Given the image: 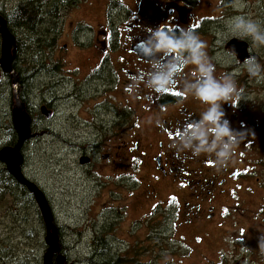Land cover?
Wrapping results in <instances>:
<instances>
[{
	"label": "flooded vegetation",
	"instance_id": "flooded-vegetation-1",
	"mask_svg": "<svg viewBox=\"0 0 264 264\" xmlns=\"http://www.w3.org/2000/svg\"><path fill=\"white\" fill-rule=\"evenodd\" d=\"M26 1L21 0V3ZM17 7L8 12L0 4V15L15 34L17 45L19 41V44L33 45V49L37 47L52 52L46 62H42L39 56L28 60L32 62L31 69L24 59L30 74L20 72L16 65L18 57L14 60V68L19 74V95L32 116V126L43 112V106L50 111V117L55 111L50 107V101L44 100L45 104L36 113L25 92L29 91L28 81H33L36 75L47 69L50 74L60 72L63 70L61 67L70 65L75 57L78 65L73 69L77 73L85 72L83 82L86 86H89L88 77H98L104 82L107 92L117 90L121 96V107L117 109V124L121 121L123 129L119 137L121 141L103 154L105 161L112 159L114 163L103 167L114 172L130 165L131 160H137L150 171L141 178V198L136 201L138 205L148 202L151 209H160V223L170 221L175 226L174 231L180 227L188 232L211 223L225 225L230 214L228 211L234 207L236 212L242 199L241 180L249 172L239 165L247 163L246 147L249 145L255 148L250 176L255 179L257 188L264 187L257 170L262 159L260 146L264 145V80L250 76L245 65L247 59L255 57L264 68V46L233 31L227 24L229 18L243 15L264 25V0H222V7L213 14H206V4L201 7L198 0H44V35H37L36 39L29 37L28 40L19 38V28L13 24L12 17ZM161 24L177 31L190 29L200 38H206V54L215 66L214 75L217 78L231 76L237 89L242 90L237 107L233 108L231 102L222 105L231 128L246 132L225 166H218L214 155H195L179 141L184 126L198 121L201 112L207 108L185 91L186 86L199 77L195 65L183 67L171 87L154 90L144 83L151 65L142 54L140 41L149 35V29ZM1 40L0 34V51ZM51 61L54 66H49ZM2 74L0 65V77ZM8 77L12 80V76L8 74ZM43 84L41 87L46 91L52 89L46 87L50 82ZM67 84L64 83L65 86ZM76 86L85 92L82 86ZM139 110L143 113L141 116L137 114ZM141 117H145V124L149 123L147 129H142ZM232 119L234 123H231ZM94 146L98 152L101 151L98 144ZM82 157L89 160L82 163ZM80 162L82 165L94 164L86 151L80 155ZM15 181L16 186L21 184L32 193L27 186ZM222 198L226 201L219 202ZM215 202L222 207L217 208ZM196 232L201 233L202 230L199 228ZM59 234L62 237L60 227ZM201 238L200 234L194 236L197 242ZM225 253L214 264H232ZM138 264L145 262L138 261Z\"/></svg>",
	"mask_w": 264,
	"mask_h": 264
},
{
	"label": "rangeland",
	"instance_id": "rangeland-1",
	"mask_svg": "<svg viewBox=\"0 0 264 264\" xmlns=\"http://www.w3.org/2000/svg\"><path fill=\"white\" fill-rule=\"evenodd\" d=\"M198 1L201 7L206 4V14H213L222 7V0ZM1 3L10 12L21 0H1ZM18 32L28 40L23 29ZM31 38L36 39L37 35ZM200 39L206 44V38ZM39 52L44 54L42 62L49 60V55L45 60L47 54L52 55L50 50L37 47L32 48L29 55L34 59ZM22 56L16 60L17 69L30 74L26 72V58ZM76 64L78 60L74 57L70 65H63V70L56 74H50L47 69L36 75L27 86L29 91H25L37 114L44 100L50 101L55 111L52 117L45 112L37 117L32 126L33 136L22 148V168L50 201L55 221L61 228V253L67 255L63 264H103L106 257L102 255L106 252H110L112 258L124 255L130 259V264H134L132 258L145 264H214L222 259L223 252L232 264L239 261L240 264H264V252L259 249V238L264 235V187L257 188L255 179L250 176L254 146L246 147L247 163L239 165L249 173L241 180L242 199L238 210L230 208L226 224H206L189 232L178 227L174 231L175 226L170 221H158L160 209H151L148 202L137 204L143 188L141 178L150 171L137 160H131L130 165L114 172L103 167L114 164L112 159L105 161L103 154L121 141V121L117 124L121 96L117 90L107 92L98 77H88L89 86H86L85 72H75ZM49 66H54V62ZM8 74L0 77V149L10 145L17 134L13 124L16 101ZM44 82H50L46 86L52 87L50 91L41 87ZM64 83H68L67 86ZM77 84L85 92L77 89ZM137 114L143 113L139 110ZM144 120L145 117H141V127L147 129L149 123L145 124ZM234 122L232 119L231 123ZM94 144L101 147L100 152ZM85 151L94 164H81L80 155ZM259 156L262 159L257 170L264 182V145L260 146ZM4 168L7 170L0 160V264H44L48 244L41 209L32 193L20 189L14 182L10 186L9 179L4 178ZM224 201L226 199L222 198L219 202ZM215 205L222 207L216 202ZM199 228L201 233L196 232ZM196 234L202 236L199 242L194 239ZM242 245L251 251L241 253Z\"/></svg>",
	"mask_w": 264,
	"mask_h": 264
},
{
	"label": "clouds",
	"instance_id": "clouds-1",
	"mask_svg": "<svg viewBox=\"0 0 264 264\" xmlns=\"http://www.w3.org/2000/svg\"><path fill=\"white\" fill-rule=\"evenodd\" d=\"M227 24L233 31L264 46V25L260 22L237 15L229 18ZM140 43L143 45L142 54L151 65V71L144 79L149 88L160 90L171 87L183 67L195 65L199 77L188 84L185 91L201 104L207 105V108L201 112L198 121H191L184 126L179 141L195 155H214L216 164L225 166L246 133L231 128L222 105L231 102L233 108L237 107L242 90L237 89L231 76L217 78L214 75L215 66L204 51L206 44L190 29L177 31L161 24L149 29V35ZM245 65L250 76L264 80V68L255 57L247 59ZM259 249L264 252V235L259 238ZM240 251L248 253L251 249L242 245Z\"/></svg>",
	"mask_w": 264,
	"mask_h": 264
},
{
	"label": "water",
	"instance_id": "water-1",
	"mask_svg": "<svg viewBox=\"0 0 264 264\" xmlns=\"http://www.w3.org/2000/svg\"><path fill=\"white\" fill-rule=\"evenodd\" d=\"M0 34L1 40V57L0 65L3 72L10 73L12 76V84L14 89L15 107L13 108V124L17 132V142L14 145L4 146L0 150V159L5 164L7 170L22 184L27 186L29 190L35 195L37 203L41 209V213L46 223L45 240L48 248L44 255V264H56L54 256L61 251V238L59 235L58 225L54 222V215L51 204L45 192L23 172L24 154L22 151L25 142L33 135L31 124L32 116L26 109L25 103L21 100L19 95V74L13 66L16 56V36L10 31L7 26L6 19L0 15ZM42 111L50 116V111L45 106ZM89 160L88 157H82L81 162L85 163ZM67 257L60 253L56 257L58 264H63Z\"/></svg>",
	"mask_w": 264,
	"mask_h": 264
},
{
	"label": "trees",
	"instance_id": "trees-1",
	"mask_svg": "<svg viewBox=\"0 0 264 264\" xmlns=\"http://www.w3.org/2000/svg\"><path fill=\"white\" fill-rule=\"evenodd\" d=\"M43 7H44V0H28L25 3H21L17 7L15 15L12 17L13 24L17 28L23 29L24 32L26 33L25 35H27L29 37H31L32 35H39V36L44 35L43 30L45 28V23L42 21ZM19 38L24 39V37H19ZM21 45H23L25 47H21ZM32 47H33V45L26 46V44H22V43L19 44V41H18V45L16 46V57L19 56L20 58H23L22 54H24V58H26V60H27L26 63L31 65L30 69L32 68V62L29 63L28 60L32 59L31 56L29 55L30 54L29 51L32 49ZM40 52L38 54H40ZM38 56L43 58L44 54H40ZM46 57H47V55L45 56V58ZM34 58H36V57H34ZM27 69H29V67H27ZM31 83H32V80L28 81V85ZM17 139H18L17 134H15L14 141L15 140L17 141ZM14 141H13V139H11L9 144L13 145L14 143H16V141L15 142ZM3 171H4V175H5L4 178L7 177L11 183L10 186H13V182L15 180L17 181V179L8 170H5V168L3 169ZM19 187H21L20 189H22V190H26V191L28 190L26 187L22 186L21 184L19 185ZM102 256L106 257L105 258L106 262L103 264H116L118 261H120L121 264L124 261L128 262V263L131 262L130 259L125 257L124 255L118 256L116 258H112L114 256H112V254L110 252H106ZM85 260H87V259L85 258ZM131 260L134 263L138 264V259L132 258Z\"/></svg>",
	"mask_w": 264,
	"mask_h": 264
},
{
	"label": "bare ground",
	"instance_id": "bare-ground-1",
	"mask_svg": "<svg viewBox=\"0 0 264 264\" xmlns=\"http://www.w3.org/2000/svg\"><path fill=\"white\" fill-rule=\"evenodd\" d=\"M0 57H1V53H0ZM15 58H16V56H15ZM14 60H15V59H14ZM13 63H14V62H13ZM4 73H5V72H4ZM32 130H33V129H32ZM16 142H17V141H16ZM14 144H15V143H14ZM14 144H13V145H14ZM6 146H7V145H6ZM3 147H4V146H3ZM3 147H2V148H3ZM2 148H1V149H2ZM1 149H0V150H1ZM0 160H1V159H0Z\"/></svg>",
	"mask_w": 264,
	"mask_h": 264
}]
</instances>
